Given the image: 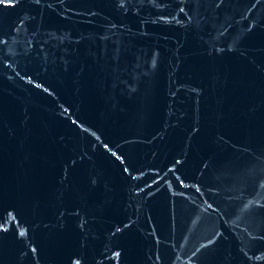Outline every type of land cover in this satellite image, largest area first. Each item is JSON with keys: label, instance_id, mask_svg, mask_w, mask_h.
I'll list each match as a JSON object with an SVG mask.
<instances>
[{"label": "water", "instance_id": "water-1", "mask_svg": "<svg viewBox=\"0 0 264 264\" xmlns=\"http://www.w3.org/2000/svg\"><path fill=\"white\" fill-rule=\"evenodd\" d=\"M0 264H264V0H0Z\"/></svg>", "mask_w": 264, "mask_h": 264}]
</instances>
